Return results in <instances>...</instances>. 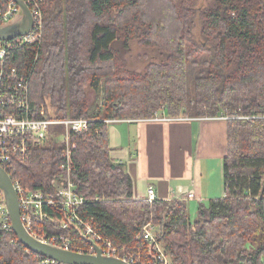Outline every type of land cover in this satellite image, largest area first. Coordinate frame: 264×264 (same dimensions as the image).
<instances>
[{"label":"trees","instance_id":"1","mask_svg":"<svg viewBox=\"0 0 264 264\" xmlns=\"http://www.w3.org/2000/svg\"><path fill=\"white\" fill-rule=\"evenodd\" d=\"M197 2L45 0L41 46L15 50L8 66L29 77L36 118L44 108L49 118L92 121L88 132L71 137L73 180L88 200L80 214L94 219L119 255L143 251L138 237L154 223L174 264H264V0H215L203 11ZM198 16L202 42L194 35ZM134 40L159 57L136 75L113 48L121 42L129 50ZM158 112L173 119L237 117L228 119L225 196L201 204L193 223L184 201L134 199L126 166L111 158L107 121ZM59 139L16 161L13 179L53 192L65 179ZM40 259L0 228V264Z\"/></svg>","mask_w":264,"mask_h":264},{"label":"built area","instance_id":"2","mask_svg":"<svg viewBox=\"0 0 264 264\" xmlns=\"http://www.w3.org/2000/svg\"><path fill=\"white\" fill-rule=\"evenodd\" d=\"M24 1L30 8L33 27L28 33L12 40H0V166L8 172L17 191L25 229L40 242L63 250L97 255L100 249L103 257L118 258L129 264H171V255L160 241V225L149 223L143 228L138 239L145 242L142 246L144 252L119 255L112 242L97 231L94 219L80 214L88 200L76 191L73 180V150L76 144L71 137L88 132L92 121L72 117L49 118L44 108L40 117L36 118L31 104L29 77L23 76L18 68L8 66L15 50L29 45L41 46L44 38L45 0ZM22 17L23 9L15 0H0V28L14 24ZM160 117L158 112L153 118ZM218 118L228 120L234 117L220 114ZM58 126L63 129L56 134L54 128ZM58 137L62 144L61 171L65 179L54 183L53 192L43 188L32 190L13 179L16 161H28L33 150L51 147ZM191 196L193 193H190ZM157 199L155 188L150 186L146 200L154 202ZM42 224H46L47 228L43 229ZM54 227H59L61 232H53ZM0 228L14 232L5 194L1 189ZM80 242L85 245L83 249L78 247ZM40 264L62 263L41 256Z\"/></svg>","mask_w":264,"mask_h":264},{"label":"crops","instance_id":"3","mask_svg":"<svg viewBox=\"0 0 264 264\" xmlns=\"http://www.w3.org/2000/svg\"><path fill=\"white\" fill-rule=\"evenodd\" d=\"M160 114L159 119L107 121L111 158L126 166L134 199L146 200L150 186L160 200H181L198 209L224 197L228 120Z\"/></svg>","mask_w":264,"mask_h":264},{"label":"water","instance_id":"4","mask_svg":"<svg viewBox=\"0 0 264 264\" xmlns=\"http://www.w3.org/2000/svg\"><path fill=\"white\" fill-rule=\"evenodd\" d=\"M23 9V17L18 22L0 28V40L9 41L24 35L33 27V17L30 8L24 0H15ZM0 189L4 192L11 217L13 231L17 239L28 249L40 256L50 258L62 264H129L121 259L103 257L99 249L97 255L83 254L63 250L34 238L24 227L17 191L8 172L0 166Z\"/></svg>","mask_w":264,"mask_h":264},{"label":"rangeland","instance_id":"5","mask_svg":"<svg viewBox=\"0 0 264 264\" xmlns=\"http://www.w3.org/2000/svg\"><path fill=\"white\" fill-rule=\"evenodd\" d=\"M214 4H215V0H198L196 8L199 11H203L213 7ZM194 22H195L194 23L195 38L198 42H202L204 38L201 32L202 30L201 17L198 16ZM113 48H115L119 52L118 54L122 57V60L127 70H129L135 75L143 73L146 67L149 65V63L159 61L158 52H156V49L148 48L142 45L140 40L132 41L129 50H125L121 42L114 43ZM238 118L245 119L244 117H238ZM188 208H189L190 220L193 223L197 219L198 207L189 205ZM248 246L249 248L253 247V245L251 244H249ZM170 262L171 264H174L172 256Z\"/></svg>","mask_w":264,"mask_h":264},{"label":"bare ground","instance_id":"6","mask_svg":"<svg viewBox=\"0 0 264 264\" xmlns=\"http://www.w3.org/2000/svg\"><path fill=\"white\" fill-rule=\"evenodd\" d=\"M33 155V154H32ZM61 172V171H60Z\"/></svg>","mask_w":264,"mask_h":264}]
</instances>
